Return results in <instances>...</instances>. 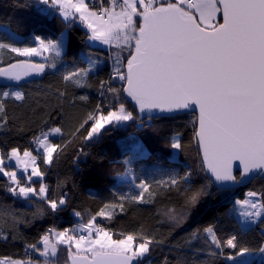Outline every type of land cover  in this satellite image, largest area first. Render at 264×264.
I'll return each instance as SVG.
<instances>
[{
	"label": "snow or ice",
	"instance_id": "6c2138e0",
	"mask_svg": "<svg viewBox=\"0 0 264 264\" xmlns=\"http://www.w3.org/2000/svg\"><path fill=\"white\" fill-rule=\"evenodd\" d=\"M58 13L71 25L79 22L87 29V39L117 51L111 54L112 72L100 80L101 98L87 111L71 131L76 138L83 130L84 142L102 135L108 126L152 119L153 113L179 114L192 112V138L198 146L201 170L209 174L207 184L193 190L191 170L183 174L166 173L152 181L140 180L135 194L118 195L86 220L81 211L73 210L80 222L62 230L47 228L35 243L26 245L43 258L42 264H57L61 251L64 264H154L153 246L164 243L144 225L136 230L114 232L97 223V218L111 222L119 213H126L125 204H155L158 195L180 193L184 186V203L163 206L157 212L179 225L194 209L207 188L218 185H239L256 176L264 179V0H36ZM32 44H18L0 39V54H14L11 62L0 66V78L19 84L25 78L55 69L63 51L64 33L59 39L35 35ZM127 52V56L123 53ZM45 53L49 56L45 57ZM42 57L48 63L35 62ZM97 60L88 57L86 67H74L63 74L66 85L91 87L86 80L94 72ZM113 81L121 82L119 87ZM66 92L58 90V100ZM24 102L26 93L20 88H0V128L7 125V101ZM88 101L87 95L74 98ZM134 105L135 113L128 107ZM60 123L46 127L30 141L34 147L19 145L0 148V177L5 178V190L14 197L43 202L34 216L61 211L68 203V193L51 194L44 182L46 172L39 160L51 167L67 144L52 142L64 136V114ZM47 125L48 121H44ZM87 126V127H86ZM181 134L171 139L170 147L181 151ZM71 143V140L68 141ZM143 155V146L133 150ZM35 153V154H34ZM79 155H85L83 148ZM123 163L131 171L132 158ZM237 169L239 175L234 174ZM18 170L22 175H18ZM35 178V179H34ZM23 181V182H22ZM38 185V186H37ZM246 234L252 226L264 224V191L249 190L243 199H236L233 209ZM264 235V229H261ZM204 238L215 248L209 255H219L230 264L249 254L241 235L220 238L215 226L202 229ZM201 230L191 233L197 239ZM12 236V239H15ZM9 239L0 230V240ZM230 250V251H227ZM264 253V240L255 249ZM0 264H41L39 260L2 258ZM164 264H168L167 257ZM239 264H243L242 261Z\"/></svg>",
	"mask_w": 264,
	"mask_h": 264
},
{
	"label": "trees",
	"instance_id": "16d2710c",
	"mask_svg": "<svg viewBox=\"0 0 264 264\" xmlns=\"http://www.w3.org/2000/svg\"><path fill=\"white\" fill-rule=\"evenodd\" d=\"M45 7L38 5L36 0H0V39L23 45L32 44L35 35L59 39L64 33L63 51L56 60L57 67L47 68L38 80L17 86L26 93V100L7 101V125L0 128V148L9 149L19 145L23 150L34 147L30 144L33 136L39 135L46 127L56 126L60 123L59 114H64L66 134L53 141L60 145L67 144V147L51 167L38 159L41 169L46 172L44 182L49 185L50 193H68L69 203L61 211L55 214L46 211L42 217L34 216L37 209L44 207L43 202L12 196L5 190V178L0 177V230L9 235V239L0 240V257H31L41 264L43 258L31 250L26 252V245L35 243L49 227L62 230L79 223L73 210L81 211L86 220L118 195L135 194L138 189L134 185L140 180L152 181L166 173L183 174L191 170L190 187L193 190L208 182V177L201 170L198 149L192 138L190 121L194 118L193 113L151 120L146 118L143 125L128 122L108 126L100 137L88 142L82 139L83 130L76 138L71 137V131L83 115L100 102L98 83L109 78L113 66L111 54L117 50L90 45L88 32L77 22L67 25L53 10L48 9L47 13L40 11ZM123 55L127 56V52ZM47 56L48 53L45 54ZM88 57L97 60L94 72L86 80L91 87L66 85L62 80L63 74L74 67H86ZM13 58L14 54L4 51L0 54V66ZM37 62L49 61L44 59ZM112 83L116 87L121 85L119 81ZM0 88L6 90L1 85ZM58 90L66 92V98L58 100ZM81 95H87L88 101L75 99L73 106V99ZM128 107L135 113L130 101ZM44 121H48V124L45 125ZM177 132L181 134V151L170 147L171 139ZM69 140L71 143H68ZM137 144L143 146V155L133 151ZM81 148L85 155H79ZM129 157L132 158L130 172L127 171L129 166L123 163ZM249 190L264 191V179L256 177L246 186L230 190H219L211 184L198 205L194 209H187L188 215L179 225L158 214L157 209L165 205L179 209L187 195L183 185L181 194L167 192L158 195L155 204L126 203V213L117 214L111 222L98 217L97 223L114 232L132 231L144 225L150 233L164 241L152 248L151 260L154 264H164L165 257L168 264H230L219 255H209L210 251L216 250L204 238L202 229L212 224L218 237L223 239L232 234L241 235L242 242L253 249L249 254L261 256L260 259L255 257L248 260L239 257L238 264L240 261L243 264H264V253L255 250L264 240L261 232L264 224L252 226L250 231L243 234L242 226L232 211L234 201L243 199ZM197 229L201 230V235L190 242L191 233ZM12 236L16 238L12 239ZM65 255L61 251L57 264H64Z\"/></svg>",
	"mask_w": 264,
	"mask_h": 264
},
{
	"label": "water",
	"instance_id": "95a60500",
	"mask_svg": "<svg viewBox=\"0 0 264 264\" xmlns=\"http://www.w3.org/2000/svg\"><path fill=\"white\" fill-rule=\"evenodd\" d=\"M35 62H37V61H35ZM40 63V62H39ZM42 75L43 74H41V75H33V76H31V77H28V78H25L23 81H21L19 84H16V82H13V81H9V80H7V79H4V78H0V85L1 86H3V87H6V88H8V87H17V86H20V85H22V84H25V83H28V82H31V81H34V80H38V79H40L41 77H42ZM183 113H192V112H181V113H179V114H183ZM175 115H178V114H167V113H153L152 114V118H157V117H172V116H175ZM146 118H148V115L147 114H145L144 115V117H143V119H146ZM196 147H197V149H198V146L196 145ZM198 153H199V149H198ZM199 157H200V153H199ZM200 162H201V158H200ZM233 171H234V174L235 173H238V175H239V172H238V170L237 169H235V167H234V169H233ZM204 172V174L206 175V177H208V179H209V174L207 173V172H205V171H203ZM256 177H260V176H256ZM255 177V178H256ZM255 178H253V179H251V181L252 180H254ZM250 181V182H251ZM250 182H245V183H243V184H239V185H218V184H216L215 182H213L212 184H213V186L215 187V188H217V189H219V190H230V189H233V188H240V187H244V186H246L247 184H249Z\"/></svg>",
	"mask_w": 264,
	"mask_h": 264
},
{
	"label": "rangeland",
	"instance_id": "374dc122",
	"mask_svg": "<svg viewBox=\"0 0 264 264\" xmlns=\"http://www.w3.org/2000/svg\"><path fill=\"white\" fill-rule=\"evenodd\" d=\"M77 23L83 28V29H85L86 31H87V29L86 28H84L78 21H77ZM88 32V31H87ZM88 40V39H87ZM88 43L90 44V45H92V46H98V47H101V48H108L107 46H104V45H100V44H98L97 42H91V41H88ZM46 54V53H45ZM44 54V55H45ZM33 60L34 61H39V60H44V58H42V57H35V58H33ZM8 88H12V89H15V87H8ZM6 90H7V88H6ZM59 136H55V137H53L52 138V142L53 143H55L54 141H53V139H57ZM18 175H22V173H20L19 172V170H18ZM35 179V178H34ZM245 196V195H244ZM244 198V197H243ZM234 215H235V217L238 219V221H239V216L234 212ZM242 226V228H243V225H241ZM37 255V254H36ZM38 256V255H37ZM246 260H248V259H250V258H255V257H257V258H261V256L260 255H251V254H246L245 256H243ZM0 259H2V257H0ZM34 260H36V259H34Z\"/></svg>",
	"mask_w": 264,
	"mask_h": 264
}]
</instances>
